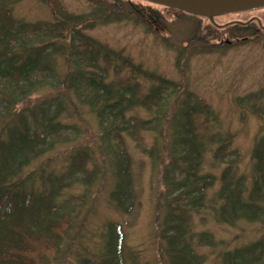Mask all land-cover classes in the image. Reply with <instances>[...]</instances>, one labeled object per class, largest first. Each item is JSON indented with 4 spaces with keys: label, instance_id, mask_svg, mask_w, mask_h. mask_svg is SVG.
I'll use <instances>...</instances> for the list:
<instances>
[{
    "label": "trees",
    "instance_id": "16d2710c",
    "mask_svg": "<svg viewBox=\"0 0 264 264\" xmlns=\"http://www.w3.org/2000/svg\"><path fill=\"white\" fill-rule=\"evenodd\" d=\"M97 4L105 9L102 19L112 13L125 14L140 20L148 30H152V25L163 27L167 21L150 6L132 5L126 14L118 8L117 1ZM163 9L191 16L172 8ZM91 21L60 14L49 23H26L16 21L7 10L0 8V264H49L55 258L69 218L64 212L57 213L54 198L69 186L70 179L76 180L77 175L84 174L85 184L91 183L98 170H86L85 162L90 157L88 148L72 150L64 171L58 176H50L49 182L46 176H40L49 184L46 195L32 192L22 178L18 182L14 179L33 160L53 151L57 145L70 143L73 138L75 141L77 134L70 138L65 133L69 129L74 133L76 128L65 124L62 117L68 114L81 121L83 110H88L97 120L101 177L108 172L115 178L110 200L116 209L126 214L132 210L134 192L124 137L136 139L138 131L144 130L156 131L164 138L166 131H171V140L163 147L165 156L162 160L155 146L148 152L152 157L157 155L161 166L162 192L156 209L161 257L166 264H201L203 259L196 247L212 245V238L205 232L195 234L188 224V216L204 208L206 191L217 181L214 175L201 172L205 144L195 130L196 116L209 115L210 110L207 105L186 96L180 102V110L172 113L169 119L165 106L169 94L178 89L174 82L150 75L157 86L140 95L137 82L121 85L107 81V70L99 64V58L106 60L110 54L103 45L85 34ZM200 30L206 35L205 40L215 39L219 30L230 40L236 39V43L264 38V27L256 20L223 26L209 23ZM196 33L197 37H202L198 30ZM194 37L189 41L191 44ZM58 57L65 61L62 76L56 65ZM133 68L141 73L139 67ZM33 96L41 97L17 109ZM248 97L252 94L244 99ZM261 97L264 98V92ZM255 104L252 113L264 121V110ZM135 108H142L154 116L140 121L127 116ZM164 123L165 127L161 128ZM213 142L217 144L213 157L221 161L230 137L212 135ZM250 161L252 169L248 177L236 173L232 161L221 171L217 192L221 204L214 214L228 225L246 221L259 223L264 228V134L256 139ZM34 205H40L36 214L32 213ZM18 208L28 219L5 223L4 216ZM119 229L118 225L110 223L106 254L97 264H123L118 250L122 241ZM220 261L221 264H264V239L226 249L221 252ZM78 264L94 263L84 257Z\"/></svg>",
    "mask_w": 264,
    "mask_h": 264
},
{
    "label": "rangeland",
    "instance_id": "374dc122",
    "mask_svg": "<svg viewBox=\"0 0 264 264\" xmlns=\"http://www.w3.org/2000/svg\"><path fill=\"white\" fill-rule=\"evenodd\" d=\"M101 1L109 4L117 1L118 8L125 10L126 14L132 5L150 6L167 21L163 27L152 25V30H148L140 20L128 18L125 14L112 13L102 19L105 9L97 4ZM0 8L7 10L16 21L26 23H49L60 14L92 19L91 26L84 32L110 54L106 60L99 58V64L107 70V81L121 85L137 82L140 95L157 86L150 75L155 79L174 82L178 89L169 94L165 106L169 119L172 113L180 110V102L186 96L207 105L210 113L196 116L195 130L205 144L201 172L214 175L217 181L206 191L204 208L188 216V224L195 234L205 232L212 238V245L196 247V252L203 259L201 264H221L222 251L264 239L261 224L239 221L228 225L220 222L214 214L221 204L217 197L221 171L232 161L236 173L250 176V151L256 139L264 134V121L251 111L255 110V103L259 104L260 110H264V98L261 97L264 92V38L236 43V39L230 40L225 32L219 30L215 39L205 40L206 35L200 30L209 23L223 26L250 20H256L264 27V7L227 13L215 17L212 22L207 18L168 12L143 0H0ZM196 30L202 37H197ZM192 37L196 39L191 44L189 41ZM211 44L220 46H207ZM56 65L62 76L65 61L58 57ZM133 67H139L141 73L134 71ZM249 94L252 97L244 99ZM40 97L33 96L17 109L26 107ZM127 116L140 121L151 119L154 115L142 108H135ZM62 121L76 128L74 133L69 129L65 134L70 138L77 134V139L57 145L53 151L33 160L14 179L18 182L22 178L32 192L46 195L49 177L58 176L64 171L68 154L78 147H87L90 153L85 162L86 170H98L89 185L85 184L84 174L77 175V179H70L69 186L54 198V208L58 209L57 213L68 215L69 225L55 258L52 257L49 264H78L84 257L97 264L106 254L110 223L118 225L122 233L118 250L123 264H166L161 257V243L156 233V209L158 196L162 192L161 166L157 155L152 157L148 152L155 146L162 160L165 156L163 147L170 142L171 131H166L164 138L156 131L144 130L138 131L136 139L124 137L134 192L132 210L126 214L116 209L109 197L115 178L108 172L101 177L102 160L97 152L100 132L95 116L83 110L81 121L68 114H64ZM165 125L162 124L161 128ZM212 135L230 137L227 149L221 154V161L213 157L217 144L211 143ZM40 176H46L48 181ZM32 208V213L36 214L40 205ZM19 210L6 214L4 222L26 221L28 217Z\"/></svg>",
    "mask_w": 264,
    "mask_h": 264
},
{
    "label": "water",
    "instance_id": "95a60500",
    "mask_svg": "<svg viewBox=\"0 0 264 264\" xmlns=\"http://www.w3.org/2000/svg\"><path fill=\"white\" fill-rule=\"evenodd\" d=\"M191 16L207 18L264 7V0H146Z\"/></svg>",
    "mask_w": 264,
    "mask_h": 264
}]
</instances>
